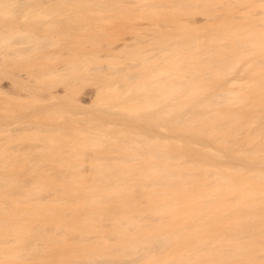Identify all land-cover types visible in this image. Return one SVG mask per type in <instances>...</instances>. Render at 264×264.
I'll return each instance as SVG.
<instances>
[{
    "label": "bare ground",
    "instance_id": "obj_1",
    "mask_svg": "<svg viewBox=\"0 0 264 264\" xmlns=\"http://www.w3.org/2000/svg\"><path fill=\"white\" fill-rule=\"evenodd\" d=\"M102 9L146 27L105 55L66 40ZM61 40L78 47L61 69L26 63ZM0 54L71 87L2 134L0 264H264V0H0ZM54 109L71 115L36 119Z\"/></svg>",
    "mask_w": 264,
    "mask_h": 264
},
{
    "label": "rangeland",
    "instance_id": "obj_2",
    "mask_svg": "<svg viewBox=\"0 0 264 264\" xmlns=\"http://www.w3.org/2000/svg\"><path fill=\"white\" fill-rule=\"evenodd\" d=\"M103 10H105V9H102V10H100V11H103ZM97 12V11H95L96 13H94V12H91L89 15H95V16H100L99 18L97 17L96 19L94 18V19H92L91 20V22L93 23L92 25L90 24L91 22L89 21L88 23L89 24H87V28L88 29H82V30H77V31H75L74 33L76 34V32L78 33L79 31V33H78V35L76 34V36L73 34V32H72V35H71V37H67V39L66 40H68V41H70V43H74L75 41H78V40H82V39H84L83 37H84V35H85V39H86V37H87V35H88V37H89V35L90 34H97V35H99V42H101L102 44H103V46H102V48H101V50H100V53L102 54V55H105L106 53H108L109 52V49L110 50H118L119 48H122V46L121 45H123V43L122 42H125V40H127V39H130V37H131V35L133 36L134 34H135V26L138 28L140 25V27L141 28H143V27H146V25H145V23H144V19H143V17L141 18V17H139V14L138 15H134V14H131V16H132V18H131V16H128L127 18H124V20H126V21H123V18H121L120 19V17H118L117 19H116V17L115 18H112V17H110L109 16V12L108 11H103V12ZM111 14V13H110ZM112 16V15H111ZM133 16L135 17V18H133ZM136 17H138V19H141V20H138ZM116 19V20H115ZM115 20V21H114ZM120 20H122V21H120ZM128 20V21H127ZM138 20V21H137ZM144 20V21H143ZM119 23V25L117 24V22ZM136 21L137 22H139V23H136ZM142 21V22H141ZM113 22H114V25L115 24H117L116 25V27L115 26H113L112 24H113ZM128 22V23H127ZM136 23V24H135ZM143 23V24H142ZM122 24H124L123 26H122ZM135 24V25H134ZM89 25H91V26H89ZM128 25V26H127ZM139 25V26H138ZM144 25V26H143ZM89 26V27H88ZM111 26H113V27H111ZM127 26V27H126ZM133 26V27H132ZM120 27V28H119ZM130 27V28H129ZM139 27V28H140ZM117 28V29H116ZM129 28V29H128ZM131 29V30H130ZM133 29V30H132ZM131 31V32H130ZM129 32H130V34H129ZM134 32V33H133ZM137 32V31H136ZM132 33V34H131ZM91 36V35H90ZM129 36V37H128ZM81 37H82V39H81ZM126 37V38H125ZM128 37V38H127ZM80 38V39H79ZM75 40V41H74ZM124 40V41H123ZM62 42H57L56 44H54V45H50V46H48L47 48H45L44 50H43V53H45L46 52V54H49L48 56L49 57H42V56H38V55H36V59L37 60H34L35 58L33 57V56H31V58L34 60H32V59H30V58H25V60L26 59H30V60H32V61H30V60H26V63H28V65H30L29 63H31V66H30V68H33L34 69V71H36V70H38V73L39 74H41L40 72H42L41 70L43 69V68H45V71H46V69L49 67V66H52V67H58V68H62L63 66V64L62 63H64V61H65V59L67 60V59H71V57H70V55H69V53H68V50H69V48L66 46V45H68L69 47L70 46H72V48L74 49V51H78L77 50V48L78 47H75L73 44H70V43H68V44H66V41H65V44H64V41L63 40H61ZM72 41V42H71ZM128 41V40H127ZM105 42H108V46H104V43ZM125 44V43H124ZM65 45V46H64ZM30 47H31V44H29V43H23V42H19V43H17L15 46H14V48L11 50L12 52H14V53H16V52H27V50L28 49H30ZM68 49H67V48ZM93 47V46H92ZM90 47L89 48V50H92V49H94L95 47ZM71 48V49H72ZM88 50V51H89ZM86 51V50H85ZM87 51V52H88ZM42 53V54H43ZM41 55V54H40ZM0 60H2L1 62H0V69H2V70H0V80H2V81H0V85H4V88L3 89H1L2 91H4V93L6 92V94H2L1 92V90H0V102L2 103H6L7 104V106H5V103L4 104H0V114H2V117L3 116H6L7 117V113H9V117L11 116L10 114V110H12V115H13V112H14V115L12 116V117H5L6 118V120H5V118H0V119H2V120H0V122L3 124V125H1L2 127H0V129H1V131L2 132H0L1 133V135L3 134V135H8V136H10V138H11V140H15V139H17V141L16 142H18L19 141V138L18 137H21L22 138V136H26V134H28V133H30L33 129H34V127L33 126H31V125H29L28 123H29V121H24L25 119H22V118H20L19 117V115H21L22 114V109H23V113H27V112H29L30 111V108H28L27 106H33V107H43V106H45L46 104H48V103H52V102H54V100L55 101H58V100H60V99H64V97L63 96H65V94L64 93H61V91L63 92V91H68L69 89H71V87H65L63 84H60V83H56V84H54L53 82V84L51 83V84H49L50 82V78L49 77H47L49 80L47 81L48 82V86H47V88L46 89H44V87H46V86H44L43 85V81L41 82L42 83V85L40 86H35V85H37V79L34 77V75L33 74H36L35 76H37V72H32L33 74V78H35L34 80V82H32L33 80H32V77H31V75H29L28 73L29 72H31V71H33V69L31 70H29V69H27L28 67L25 65V62H16L17 64H18V66H19V64L20 63H23V64H21V66L20 67H18L17 65H16V67L15 66H13L12 64V69H10L11 68V65H9V66H7L6 65V63L4 64L3 62L4 61H7V60H5V59H1V58H3L2 57V55L0 54ZM38 56V57H37ZM47 56V55H46ZM102 57H104V56H102ZM23 58V60H24V57H22ZM105 58H106V56H105ZM20 60H22L21 58H19ZM49 60L48 62H47V60ZM52 59V60H51ZM12 60H14V59H12ZM11 60V61H12ZM22 60V61H23ZM9 61H10V59H9ZM9 61H7V63L9 62ZM10 61V62H11ZM36 61V62H35ZM34 62V63H33ZM4 64V65H3ZM10 64V63H9ZM13 64H15V63H13ZM42 65V64H44V66L42 65L41 67H39L40 65ZM5 65L7 66V67H9V69L7 68V67H5ZM39 65V66H38ZM49 65V66H48ZM4 66V67H3ZM42 68L41 70H39V69H36V68ZM4 70L6 71H12V73H13V77H10L11 76V72H9V74L10 75H8V74H5L6 72H4ZM3 71V72H2ZM2 72V73H1ZM7 72V73H8ZM5 75H7V76H5ZM15 73H16V75H17V79L14 77V75H15ZM27 74V76H25ZM3 76H4V78H3ZM18 76H20V78H21V80L23 81L25 78V80L27 81V78L29 77V80H28V82H26L25 80L23 81L24 83H26L27 84V86H30L32 83L34 84L35 82V85L33 86V84L30 86V87H27V86H25V84L23 85V86H25V88L23 87V86H20L19 85V80H18ZM22 77H24V78H22ZM56 77H57V75H56ZM3 78V79H2ZM13 78H14V81H13ZM44 79H46V78H44ZM15 80H16V82H15ZM20 80V81H21ZM30 80H32V81H30ZM21 81V82H22ZM93 80H90V78L88 79V78H86L85 80H84V82L82 81V82H80V83H82V84H77V86H73V88L75 89H72L73 90V92H72V90H71V92H72V94L73 93H76L75 94V96L77 97L78 96V94H79V98H78V100H77V98H76V100H74L77 104L79 103V104H83V106H84V108H85V111L83 112V110H84V108H81L80 110L79 109H73L72 110V115L73 116H75V117H77L78 118V116H79V114H81L82 113V115H80L79 116V119L80 118H83V117H85V116H87V109H89V107H90V105L88 106L87 104H85L84 102H82V100H80V98L82 99V97H83V99H86V97L87 96H89L90 95V93L88 92V91H92V89L93 88H95V83H94V81L92 82ZM8 82H10V83H8ZM31 82V83H30ZM40 82V81H39ZM8 83V84H7ZM14 83H16V84H14ZM21 84V83H20ZM94 84V85H93ZM6 85H8V86H10L11 88H9V87H7ZM16 85V86H15ZM47 85V84H46ZM53 86V87H49V86ZM80 85V86H79ZM64 86V87H63ZM79 86V87H78ZM26 87H27V89H26ZM37 87V88H36ZM40 87H43V88H40ZM9 88V89H8ZM48 88L52 91V93L53 94H51V91L49 90V94L52 96L53 95V97H50V99H49V96L50 95H48ZM67 88V89H66ZM66 89V90H65ZM78 89V90H77ZM91 89V90H90ZM6 90V91H5ZM10 90H12V91H10ZM94 90V89H93ZM9 91V92H8ZM54 91V92H53ZM55 91H56V93H58V94H55ZM75 91V92H74ZM65 92V93H66ZM83 92V93H82ZM8 93H10V94H8ZM8 94V95H7ZM60 94H62V95H60ZM71 94V93H70ZM83 94H86L85 96H83ZM47 95H48V97H47ZM56 95V96H55ZM59 97H58V96ZM10 96H12V97H10ZM61 96V97H60ZM67 96H71V95H67ZM47 97V98H46ZM56 97V98H55ZM85 97V98H84ZM12 98V99H11ZM13 98H16V100H19L17 103H16V101H14V102H12L13 100H15V99H13ZM45 98V100L46 99H49V102H47V101H43L42 99H44ZM55 98V99H54ZM57 98H59L58 100H57ZM3 99H5V101L2 100ZM53 100V101H52ZM72 100H73V97H72ZM9 101V102H8ZM43 101V102H42ZM52 101V102H51ZM19 102L22 104V106H21V104H19ZM22 102H24L25 104V106L23 105V103ZM41 102V103H40ZM16 103V104H15ZM39 103V104H38ZM43 103V104H42ZM14 104V105H13ZM36 104V105H35ZM81 104V105H82ZM9 105V106H8ZM17 105V106H16ZM18 105L19 106H21V107H18ZM24 106V107H23ZM30 106V107H31ZM13 107V108H12ZM16 107H18V108H16ZM59 107V106H58ZM61 107V106H60ZM88 107V108H87ZM2 108H5L4 110L2 109ZM12 108V109H11ZM19 109V110H18ZM57 109V108H56ZM56 109H54L55 111H56ZM2 110H3V112H2ZM14 110H16V111H14ZM18 110V111H17ZM25 110H27V111H25ZM10 111V112H9ZM20 111H21V114H18V113H20ZM49 111L48 113L46 112V113H42L43 115L41 116L40 114L38 115V117L39 116H41L42 118L43 117H45L46 115H49L50 113V116L52 115L53 116V118H54V115H55V120L54 121H58V120H60L61 122H63V117L65 116H67L68 117V115H71V112H68V114H65V113H67V112H65V113H60L62 116L59 118V117H57V118H59L58 120H57V118H56V116L58 115V111ZM77 112V113H75V112ZM7 112V113H6ZM55 112V113H54ZM86 112V113H85ZM6 113V115H3V114H5ZM54 113V114H53ZM79 113V114H78ZM18 114V115H17ZM44 114H46V115H44ZM59 114V115H60ZM78 114V115H77ZM84 114V115H83ZM15 115L17 116V118H15ZM58 115V116H59ZM52 116L51 117H49V118H47V116L45 117L46 119H44L45 120V122H42V121H44L41 117H39V118H37L36 117V119H38V121L40 122V123H43V124H45V123H49V122H47L48 120H50V118L52 119ZM15 119H17V120H14V118ZM13 118V119H12ZM19 118V119H18ZM3 119H4V121H3ZM12 119V120H11ZM9 120V121H8ZM14 120V122H12L11 123V121H13ZM51 121H53V119L51 120ZM60 121H58V123H61ZM4 122V123H3ZM21 122H23V123H21ZM24 122H26L28 125H29V127H28V125H26ZM0 123V124H1ZM9 123V124H8ZM4 125H6V126H4ZM26 125V127L24 128V126ZM4 126V127H3ZM15 127V128H14ZM22 127H23V129H22ZM4 128V129H3ZM14 129V130H11V129ZM19 129V131H21V133L23 134H21L19 131H17ZM29 129V130H28ZM31 129V130H30ZM5 130H9V131H5ZM26 131L27 130V132H25L24 133V131ZM14 133H13V132ZM16 131V132H15ZM23 131V132H22ZM30 131V132H29ZM5 132V133H4ZM18 132V133H17ZM15 133H16V135H15ZM2 135V136H3ZM6 135H5V137H6ZM13 136V137H12ZM24 136V137H25ZM17 137V138H16ZM2 138H4V136L3 137H1L0 136V139H2ZM8 137H6L5 138V140L7 139ZM14 138V139H13ZM9 140V138L7 139V141H6V143L5 144H7L6 146H8V142H10L11 144L13 143L14 145H15V143L16 142H12L11 140L10 141H8ZM21 140H24L25 141V139L23 138V139H21ZM27 140H30V139H27ZM2 142V140H1V143H3ZM22 142V141H21ZM26 142V141H25ZM27 142H29V141H27ZM33 142V141H32ZM34 142H36V141H34ZM41 141H38V143H40ZM12 144V145H13ZM36 144V145H35ZM4 145V144H3ZM12 145H10L11 147H13ZM22 144H20L19 143V147L21 146ZM24 145V144H23ZM27 145H30L31 146V143L30 144H27ZM32 145H35V146H38L37 145V142L36 143H32ZM9 146V147H10ZM16 146H18V145H16ZM40 146V145H39ZM24 147H26V146H24ZM27 155L25 156V154H23L25 157H27L28 156V153H26ZM30 154V153H29ZM22 155V156H23ZM22 156H21V158H22ZM30 156V155H29ZM8 158H6V160H7ZM12 159L11 158H9L8 159V161H11ZM6 162V161H5ZM4 163V162H3Z\"/></svg>",
    "mask_w": 264,
    "mask_h": 264
}]
</instances>
